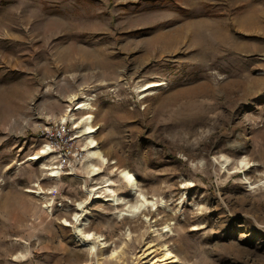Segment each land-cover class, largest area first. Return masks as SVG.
<instances>
[{"label": "rangeland", "instance_id": "obj_1", "mask_svg": "<svg viewBox=\"0 0 264 264\" xmlns=\"http://www.w3.org/2000/svg\"><path fill=\"white\" fill-rule=\"evenodd\" d=\"M263 169L264 0H0V264H264Z\"/></svg>", "mask_w": 264, "mask_h": 264}, {"label": "bare ground", "instance_id": "obj_2", "mask_svg": "<svg viewBox=\"0 0 264 264\" xmlns=\"http://www.w3.org/2000/svg\"><path fill=\"white\" fill-rule=\"evenodd\" d=\"M82 105L83 104H81V105H79L78 107H77V109H79V108H81L82 107ZM91 117H92V115L91 114H86V116L83 118L82 117V122H85V124L83 125V127H82V129L80 130L81 131V133L83 134V136L84 135H87L88 137H90V135L91 134H93V128L91 127V126H89L87 123H90L91 122ZM81 124H83V123H81ZM78 126V125H77ZM88 139V138H87ZM94 139V138H93ZM91 137L88 139V141H87V143L91 146V147H95L96 149H94V150H92V151H90V152H88V155L89 156H91V157H93V158H99L100 159V163L102 164V165H104V164H106L108 161H107V159H106V157L100 152V150L97 148V144H96V142L93 140ZM86 143V142H85ZM89 146V147H90ZM50 147V146H49ZM85 147H87V146H85ZM45 148L46 149H43V150H41L40 152H38V153H45V152H47V150L49 149L48 148V145L47 146H45ZM37 153V154H38ZM37 154H35L34 156L32 155L31 157H32V159H38V158H40V154L39 155H37ZM46 154V153H45ZM49 156V155H48ZM53 158V157H52ZM248 163H246L245 164V166L247 165ZM252 164H249L248 165V167L249 166H251ZM88 167H90L89 169H90V171H91V176L92 175H96V173L94 172L95 170H97L98 168H96L95 166H93L92 164H89V166ZM240 168V167H239ZM47 169V168H46ZM99 170V169H98ZM113 170H115V171H117L118 173H119V175H120V178L122 177L123 179H124V182L127 184V187H128V193H135L136 192V189H137V186H136V181H135V177H134V175L131 173V172H129V171H126V170H124V169H120V168H118V167H114V169ZM253 170V169H252ZM263 171H264V169H263ZM51 174L50 175H52V176H54V175H56V174H58L59 172L58 171H52V172H50ZM264 173V172H263ZM49 175V174H48ZM60 175V174H59ZM51 176V177H52ZM57 180V179H56ZM108 180H109V178H108ZM107 179L105 180V182H106V184H105V186L104 187H106L107 188V191H110L111 193H112V196L110 197V198H104L103 200H105V201H110L111 203H110V205L111 206H113V207H115V208H117L118 209V206L119 205H121V204H123V206L121 207V208H119V212L121 213V215H125V216H132L133 214H135V213H140V214H142V217L144 218L143 219V221H147L148 220V218H149V214H148V212L147 211H149L150 210V208L149 207H154L155 205H156V202L153 200V199H149V198H147V196H145L144 194H142V193H137V199H136V201L135 202H128L129 204H127L123 199H121L120 198V196H118V194H115V193H113V191L109 188V186L111 185V182H109ZM258 180V179H257ZM264 180V179H263ZM123 181V180H122ZM125 184V185H126ZM85 187V186H84ZM100 187H97L96 186V188H95V190L97 189H99ZM93 190V189H92ZM47 193V192H46ZM90 193V191H88V194ZM125 194V193H124ZM111 195V194H110ZM126 195V194H125ZM128 195V194H127ZM96 197H99L98 195L96 196ZM103 197H105V196H103ZM107 197V196H106ZM133 197V196H132ZM52 198V197H51ZM151 198V197H150ZM53 200V199H52ZM161 201V200H160ZM46 204V203H45ZM60 205V204H59ZM84 205H85V203L84 202H79L78 204H77V210H80V211H83V208H84ZM47 206V205H46ZM53 206V205H52ZM52 208V207H51ZM152 209V208H151ZM155 210V209H154ZM79 211V212H80ZM146 211V212H145ZM74 213V212H73ZM149 213H150V211H149ZM151 215V214H150ZM80 216H82L81 214H75L74 215V217H73V221H77L78 219H79V217ZM134 216V215H133ZM71 218H72V216H71ZM89 218V217H88ZM88 218H86V221L85 222H88ZM71 220V219H70ZM68 222V221H67ZM78 222H79V220H78ZM150 222V221H149ZM153 222V221H152ZM140 225V224H139ZM144 225V224H143ZM83 227V226H82ZM164 227V226H163ZM162 227V228H163ZM165 228V227H164ZM80 229V228H79ZM165 230V229H164ZM164 233H166V232H164ZM169 233V232H168ZM82 234V233H81ZM99 235V234H98ZM84 236H86L87 238H92V236H94V234L93 233H86ZM96 236V235H95ZM146 250H148V248L146 249ZM145 250V251H146ZM153 250H149V251H147V252H145V254H144V256L143 257H146V255L147 254H149V253H151ZM168 254H170V252H168ZM162 257L161 258H155V261L156 260H159V261H161V260H164V259H168V258H170V257H168V255H167V253L166 254H164V255H161ZM174 257V256H173ZM155 261H153V263L155 262ZM172 261H174V260H172Z\"/></svg>", "mask_w": 264, "mask_h": 264}, {"label": "trees", "instance_id": "obj_3", "mask_svg": "<svg viewBox=\"0 0 264 264\" xmlns=\"http://www.w3.org/2000/svg\"><path fill=\"white\" fill-rule=\"evenodd\" d=\"M147 1H150V0H147ZM151 1H155V0H151ZM156 1H158V0H156Z\"/></svg>", "mask_w": 264, "mask_h": 264}]
</instances>
